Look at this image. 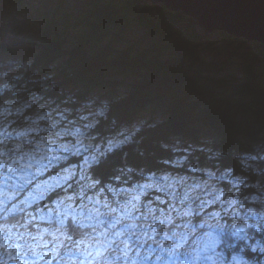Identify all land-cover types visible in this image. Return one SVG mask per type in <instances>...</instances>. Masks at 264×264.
I'll return each instance as SVG.
<instances>
[{"label":"trees","instance_id":"1","mask_svg":"<svg viewBox=\"0 0 264 264\" xmlns=\"http://www.w3.org/2000/svg\"><path fill=\"white\" fill-rule=\"evenodd\" d=\"M68 1L55 0L40 28V40L31 42L32 65L10 80L13 87L4 90L0 103L30 94L32 98L39 96L35 101L40 103L61 99L69 89L76 90V98L86 99L90 91L102 90L108 110L104 116H96L98 122L87 130L95 144L107 143L122 126L131 125L142 115L147 117L130 143L101 157L92 169L101 181L97 198L110 202L104 204L106 207L122 209L113 202L106 184L124 190L146 180L145 173H196L188 164L174 163L182 153L173 151L177 138L194 146L203 145L183 152L190 165L231 168L235 175L251 174L243 169L237 154L259 145L264 134V51L259 44L242 75L222 73V68H213L215 59L208 58L205 51L211 46L205 42L207 34L198 33L193 19L180 12L144 0H93L88 9L75 13L67 11ZM135 28L145 37L157 39V44L137 46L130 37ZM218 33L220 40H239ZM47 73L52 75L48 77ZM71 103L76 106L78 100ZM203 127L214 134L211 150L204 146ZM217 151L220 154L213 156ZM129 167L133 171H127ZM55 196L53 193L40 201L39 207H46L47 202L53 205ZM115 199L122 203L120 197ZM161 200L166 210L167 196L151 189L133 202L137 203L136 211L145 213L149 202L160 209ZM35 216L30 230L49 226Z\"/></svg>","mask_w":264,"mask_h":264},{"label":"clouds","instance_id":"2","mask_svg":"<svg viewBox=\"0 0 264 264\" xmlns=\"http://www.w3.org/2000/svg\"><path fill=\"white\" fill-rule=\"evenodd\" d=\"M9 63L13 64V69L0 72V95L12 87L7 81L9 71L19 70L22 74L33 61ZM45 75L50 77L52 73ZM91 103L87 102L86 106L90 107ZM108 106L109 102L102 100L95 115L104 116ZM21 111L23 107L13 110L9 102L0 103V173L9 172L8 181L0 180V264H49L53 258L56 264H145L149 258L152 264H264V188L259 180L246 185L261 193L253 192L244 197L249 202L247 206L241 203L238 195L225 197L220 187L221 180L233 173L231 168L219 174L211 168H192L193 172H203L204 178L168 172L157 177L145 173L146 180L124 190L106 184L113 202L125 209V216L137 207L133 201H139L148 190L164 193L169 200L166 210L154 209L151 202L146 205L147 216L154 223L150 231L139 234V242L141 246L145 242L149 246L143 251L136 247L135 255H130L132 247L126 239H120L121 232L112 236L100 231L98 205L110 202L97 199L101 181L92 169L99 165L101 157L130 143L147 122V117L122 126L108 139L105 151L101 152L91 147L90 139L85 143L82 137H77L76 145L60 143L51 136L30 138L27 133L36 131L38 121L45 119L47 114L34 116L26 127L13 128L9 132L10 117L15 119ZM97 122L93 120L88 126ZM13 133L16 139H8ZM162 147L168 145L162 144ZM219 154L217 151L213 156ZM242 155L249 158L241 161L243 169L247 171L251 167L255 172L256 166L250 161L256 160V153ZM180 162L174 161L176 166ZM127 171L133 169L129 167ZM240 179L236 177L237 181ZM53 193L56 196L51 203L59 212L55 226L30 230L33 206L36 220L49 219L39 203ZM120 196L125 197L124 203L116 201ZM217 204L221 206L219 210H210ZM106 211L112 209L106 208ZM154 211L158 214L153 215ZM97 232L99 237L95 236ZM157 234L160 239H153ZM49 236H54L55 241L52 250L46 252L51 242L46 239ZM109 236L116 240L115 248ZM152 244L157 247L153 248Z\"/></svg>","mask_w":264,"mask_h":264},{"label":"rangeland","instance_id":"3","mask_svg":"<svg viewBox=\"0 0 264 264\" xmlns=\"http://www.w3.org/2000/svg\"><path fill=\"white\" fill-rule=\"evenodd\" d=\"M92 2L93 0H70L66 4V9L67 11L80 13L88 9L92 5ZM54 3L55 0H23L21 2H16L14 0H0V72L13 69V64L9 63V61H13L16 64H23L27 59L32 60L34 48L33 43L31 42L40 40V28L45 17H47L52 11ZM130 37L136 40L135 42L140 48L152 47L157 44V39H154L153 37H145L143 31L138 28L131 31ZM206 37L205 42H207V47L208 44H211V46L205 50L209 53L208 58L215 59L213 68L216 70L222 68V73H238L239 75H242L247 63L252 62L255 49L257 44H259L255 41L251 42L244 39L229 43L220 40L218 31L207 34ZM24 72L25 71H23L22 74ZM20 75L21 72L19 70L9 71L7 77L8 83L13 77ZM75 93L76 90L69 89L65 91V96L63 98L41 100V103L35 101L39 96L32 98L33 96L31 94L27 97L18 96L15 99L13 98L9 101H5L10 103L13 110L16 107H23V111L17 113L15 119L10 117L12 123L8 125L9 132H11L13 128L26 127L30 124L31 118L34 116H43L47 114L45 119L38 121V128L36 131H29L27 133L30 138L36 139L42 136H51L52 139L58 140L60 143L76 145L77 137H82L84 138V142L87 143L90 139L87 135V130L89 128L91 130L93 129V126L89 127L88 125L93 120H96V108L100 106V102L105 100V98L102 90L90 91L85 95L86 99L76 98ZM77 100L78 103H75L76 106L71 103V101ZM28 101H31V103H28ZM89 101L92 102L90 107L86 106ZM25 104H27V106H24ZM141 117H144V115ZM164 117L165 115L157 119H162ZM202 134V140L205 143L204 146L207 150H211L212 148L210 147V144L214 138L213 132L208 128L203 127ZM93 138L95 139V137ZM8 139H16L15 133L9 136ZM103 143L104 141H101L100 144L91 142V147L93 149L98 148L99 151L103 152L105 151L107 144ZM172 146L179 152H182L176 160H180V164H188V167L191 169L193 167L197 169L211 168L216 170L218 174L224 169L212 168L211 166L198 167L197 165H190V161L186 159L183 152L189 150L188 148L194 145L184 141L183 138L175 139ZM246 152L256 153V160L250 161L251 164L253 162L259 163V165H256V171L253 172L252 168H249L248 170L251 171V174L235 175L232 173L228 179L221 180L220 182V187L225 192V197H235L238 195L241 203L245 206H247L249 202L245 200L244 197L253 192H256L258 195L261 194L259 190L246 185L259 180L261 187L264 188V155H261V153H264V134L259 145H256V147H253L252 149L241 151L237 155L241 160H247L249 158L242 155V153ZM182 157L184 159H181ZM183 175L204 178V174L201 171ZM0 176L4 177L3 181H8L9 172L5 170L0 173ZM237 176L241 177L238 181L236 180ZM243 177H247V179H243ZM233 184H235V188L233 187ZM120 199L122 200V203L125 202V197L120 196ZM128 199H131V197ZM163 202L164 201L161 200V203H159L160 210H163ZM168 204L169 203H166V205ZM98 207L101 211V216L99 218L101 221L100 231H103L106 235L111 233L112 236H114L116 232H121L122 236L120 239H126L129 246L132 247L130 255H135L136 247H141V251H143L144 248L149 246L147 242H145L143 246H141L139 242V234L150 231L151 226L154 223V221L147 216V212L136 211L134 208L127 214V216H125L124 208L121 210L111 208L112 211L107 212L106 208L110 207H106L103 203L99 204ZM220 207L219 204L213 205L210 210H219ZM41 210L49 215V219L44 220V222L54 227L56 223L53 222H56V217L59 214L55 206L47 202V207L41 208ZM153 215L156 214L153 213ZM34 216L35 215H33V217ZM44 228L45 227H42V229ZM95 236L99 237V232L95 233ZM153 239H160V236L158 234L154 235ZM47 240L51 241L50 243L52 244L55 241L52 238H47ZM109 240L115 248L117 246L116 240L112 239L111 236H109ZM152 247L156 248L157 246L152 244ZM62 249L63 246H61V252ZM150 261H152V258H150ZM150 263L151 262H149V264Z\"/></svg>","mask_w":264,"mask_h":264},{"label":"water","instance_id":"4","mask_svg":"<svg viewBox=\"0 0 264 264\" xmlns=\"http://www.w3.org/2000/svg\"><path fill=\"white\" fill-rule=\"evenodd\" d=\"M162 4L170 12L193 19L200 34L225 32L238 39L255 41L264 51V0H144Z\"/></svg>","mask_w":264,"mask_h":264},{"label":"bare ground","instance_id":"5","mask_svg":"<svg viewBox=\"0 0 264 264\" xmlns=\"http://www.w3.org/2000/svg\"><path fill=\"white\" fill-rule=\"evenodd\" d=\"M162 208V207H161ZM164 208V207H163ZM165 209V208H164ZM113 213V212H112ZM132 217V216H131ZM53 219H55V218H53ZM54 221V220H53ZM137 222V221H136ZM53 223H56V222H53ZM134 223V222H133ZM43 224V223H42ZM55 226V225H54Z\"/></svg>","mask_w":264,"mask_h":264},{"label":"snow or ice","instance_id":"6","mask_svg":"<svg viewBox=\"0 0 264 264\" xmlns=\"http://www.w3.org/2000/svg\"><path fill=\"white\" fill-rule=\"evenodd\" d=\"M4 179V177L3 176H0V180H3Z\"/></svg>","mask_w":264,"mask_h":264}]
</instances>
